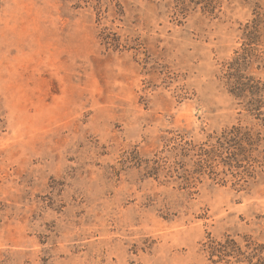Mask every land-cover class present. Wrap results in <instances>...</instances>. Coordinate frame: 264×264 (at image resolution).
<instances>
[{"label": "rangeland", "instance_id": "1", "mask_svg": "<svg viewBox=\"0 0 264 264\" xmlns=\"http://www.w3.org/2000/svg\"><path fill=\"white\" fill-rule=\"evenodd\" d=\"M228 237L264 247V0H0V264Z\"/></svg>", "mask_w": 264, "mask_h": 264}, {"label": "trees", "instance_id": "2", "mask_svg": "<svg viewBox=\"0 0 264 264\" xmlns=\"http://www.w3.org/2000/svg\"><path fill=\"white\" fill-rule=\"evenodd\" d=\"M243 82H235L232 84L235 92L241 93L244 91ZM247 84L245 83V88ZM241 129L235 128L231 133L240 134ZM237 138L234 136L233 139ZM232 139L227 136L220 142V147L225 149L227 161H233L232 157L234 152L231 149L234 147ZM226 161V160H225ZM202 164H200V167ZM263 246H255L254 243L250 242L244 249L235 239L230 237L224 241L211 240L206 247L209 253L210 260L213 264H264V257L262 256Z\"/></svg>", "mask_w": 264, "mask_h": 264}]
</instances>
